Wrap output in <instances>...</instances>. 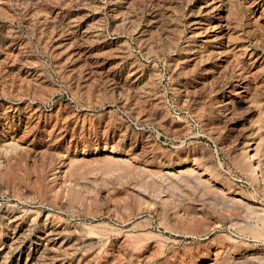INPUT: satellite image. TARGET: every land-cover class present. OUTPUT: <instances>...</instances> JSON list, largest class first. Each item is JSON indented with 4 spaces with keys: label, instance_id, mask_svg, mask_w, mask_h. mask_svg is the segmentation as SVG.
Masks as SVG:
<instances>
[{
    "label": "rangeland",
    "instance_id": "rangeland-1",
    "mask_svg": "<svg viewBox=\"0 0 264 264\" xmlns=\"http://www.w3.org/2000/svg\"><path fill=\"white\" fill-rule=\"evenodd\" d=\"M0 264H264V0H0Z\"/></svg>",
    "mask_w": 264,
    "mask_h": 264
},
{
    "label": "bare ground",
    "instance_id": "bare-ground-1",
    "mask_svg": "<svg viewBox=\"0 0 264 264\" xmlns=\"http://www.w3.org/2000/svg\"><path fill=\"white\" fill-rule=\"evenodd\" d=\"M139 236V235H138Z\"/></svg>",
    "mask_w": 264,
    "mask_h": 264
}]
</instances>
